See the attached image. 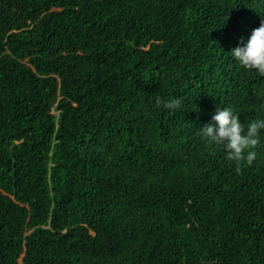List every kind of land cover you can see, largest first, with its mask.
Wrapping results in <instances>:
<instances>
[{
    "label": "trees",
    "instance_id": "16d2710c",
    "mask_svg": "<svg viewBox=\"0 0 264 264\" xmlns=\"http://www.w3.org/2000/svg\"><path fill=\"white\" fill-rule=\"evenodd\" d=\"M262 20L264 0H0V264H264V130L239 172L200 132L215 107L264 119L230 53Z\"/></svg>",
    "mask_w": 264,
    "mask_h": 264
},
{
    "label": "clouds",
    "instance_id": "9594fccd",
    "mask_svg": "<svg viewBox=\"0 0 264 264\" xmlns=\"http://www.w3.org/2000/svg\"><path fill=\"white\" fill-rule=\"evenodd\" d=\"M230 53L242 68L255 70L264 77V20L261 21L259 27L252 30L243 46L233 48ZM156 105L175 110L181 106V100L174 97L167 100L156 97ZM212 120L215 125H205L200 128L207 144L221 146L226 153V159L236 163L237 172L241 170L242 164L251 166L257 156L253 149L260 143L261 130H264V119L241 124L233 108L215 107Z\"/></svg>",
    "mask_w": 264,
    "mask_h": 264
}]
</instances>
